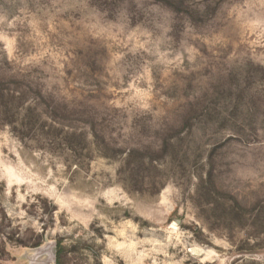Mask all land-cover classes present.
Masks as SVG:
<instances>
[{
    "label": "rangeland",
    "instance_id": "rangeland-1",
    "mask_svg": "<svg viewBox=\"0 0 264 264\" xmlns=\"http://www.w3.org/2000/svg\"><path fill=\"white\" fill-rule=\"evenodd\" d=\"M0 77V264H264V0H0Z\"/></svg>",
    "mask_w": 264,
    "mask_h": 264
},
{
    "label": "trees",
    "instance_id": "trees-1",
    "mask_svg": "<svg viewBox=\"0 0 264 264\" xmlns=\"http://www.w3.org/2000/svg\"><path fill=\"white\" fill-rule=\"evenodd\" d=\"M3 80L4 77H0V85ZM26 97L27 95L22 91L15 92L11 88L6 90L0 87V123L3 122L5 118H8V116H12L17 111L16 109L18 104H22ZM59 255L60 251L57 250L55 260L56 264H60Z\"/></svg>",
    "mask_w": 264,
    "mask_h": 264
},
{
    "label": "water",
    "instance_id": "water-1",
    "mask_svg": "<svg viewBox=\"0 0 264 264\" xmlns=\"http://www.w3.org/2000/svg\"><path fill=\"white\" fill-rule=\"evenodd\" d=\"M54 255V254H53ZM53 260H54V258H53Z\"/></svg>",
    "mask_w": 264,
    "mask_h": 264
}]
</instances>
